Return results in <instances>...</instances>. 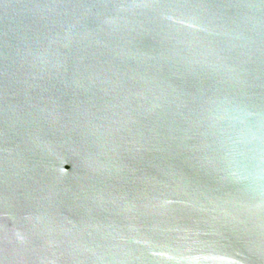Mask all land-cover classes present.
I'll use <instances>...</instances> for the list:
<instances>
[{
    "label": "water",
    "instance_id": "95a60500",
    "mask_svg": "<svg viewBox=\"0 0 264 264\" xmlns=\"http://www.w3.org/2000/svg\"><path fill=\"white\" fill-rule=\"evenodd\" d=\"M0 264H264V0H0Z\"/></svg>",
    "mask_w": 264,
    "mask_h": 264
}]
</instances>
